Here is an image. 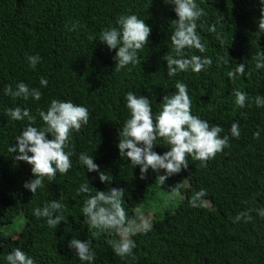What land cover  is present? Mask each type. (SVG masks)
Returning a JSON list of instances; mask_svg holds the SVG:
<instances>
[{
	"label": "trees",
	"instance_id": "16d2710c",
	"mask_svg": "<svg viewBox=\"0 0 264 264\" xmlns=\"http://www.w3.org/2000/svg\"><path fill=\"white\" fill-rule=\"evenodd\" d=\"M196 3L203 9L196 31L205 51L190 48L184 54L205 56L212 63L198 73L189 70L169 77L163 57L172 54L176 15L162 0H0V264H6L4 257L17 247L35 264H81L67 247L72 238L90 242L94 264H264V218L255 211L264 208V107L254 103L258 94L264 96V68L256 69L252 59L264 49V34L259 36L257 29L261 5L259 0ZM125 14L144 20L150 34L136 64L117 71L115 50L109 51L98 37ZM34 54L41 60L31 68L26 57ZM241 63L246 65L245 74L230 78L228 73ZM41 77L47 79L46 87H40ZM19 81L38 88L40 99L4 95L5 85L15 89ZM178 81L188 87L192 114L220 125V135L229 137L228 146L204 163L188 156L187 169L165 180L167 188L179 189L182 200L173 210L155 216L150 231L133 235V254L121 258L109 244L118 238L114 233L83 222L80 212L88 194L76 190L85 178H90L93 195L96 190L122 187V202L132 217L138 204L154 192L163 170L149 171L140 179L138 167L132 169L120 159L118 132L129 117L125 94L152 100L155 115L163 96L173 93ZM234 90L247 94L244 108L235 104ZM52 99L83 105L89 119L71 133L65 148L73 153L67 174L57 173L51 181L45 177L43 187L32 195L23 187L31 178L30 165L15 161L16 153L8 151L29 121H13L5 110L27 108L35 118L32 126L44 127L38 112L46 110ZM234 121L239 138L229 133ZM158 143L163 145L154 146L158 154L168 150L162 140ZM81 152L92 154L100 170L110 173L109 185L94 172L84 176L78 163ZM200 189L207 195L198 207L190 206ZM53 199L64 204L65 217L55 229L33 215L34 207ZM250 209V222H233L238 213ZM18 214L25 219L19 232H4Z\"/></svg>",
	"mask_w": 264,
	"mask_h": 264
},
{
	"label": "clouds",
	"instance_id": "9594fccd",
	"mask_svg": "<svg viewBox=\"0 0 264 264\" xmlns=\"http://www.w3.org/2000/svg\"><path fill=\"white\" fill-rule=\"evenodd\" d=\"M163 3L172 6L176 15V27L170 36L172 43V54L163 57L166 62L167 75L172 77L177 72L191 71L198 73L210 65L212 60L205 56H185L184 50L194 48L204 53L205 46L200 41L196 31V21L203 14L196 0H162ZM261 15L257 21L259 36L264 34V0H259ZM116 26L102 30L98 41L102 42L109 51L115 50V68L119 71L129 64L135 65L138 59V52L147 43L150 34V27L144 20L139 19L135 14L120 15ZM210 31H215L210 28ZM223 59V57L219 58ZM256 69L264 68V49L255 53L252 57ZM29 67L35 68L40 62L38 54L26 57ZM246 65L237 64L233 71L228 73L230 78L245 74ZM46 78L39 79L41 88L46 87ZM175 91L164 95L160 110L155 115L152 110L153 101L143 95L134 92L125 94V107L129 117L124 121L121 130L118 132L116 147L121 160H126L133 168L139 169L140 179L145 178L149 171L159 172L162 175L157 177L160 183L171 175L179 173L188 167V156L201 163L213 158L228 146L227 135L221 136L220 125H210L208 120L199 118L191 112L192 101L189 98L188 87L183 82L175 83ZM4 95L14 98H22L27 101L31 98L38 101L41 91L35 87H29L23 81L11 85H5ZM235 104L244 108L248 99L245 92L234 90ZM257 108L264 107V96L257 95L254 98ZM6 114L13 121H21L27 118L29 124L13 139L14 145H9L8 151L16 153L15 161L25 162L30 165L31 178L23 183V187L32 193L43 187V180L46 177L53 180L57 173L67 174L72 167L70 157L71 151H65L72 132H78L83 125L88 123L89 112L83 105L75 104L71 100L62 101L52 99L46 110H39L38 115L44 123V127L32 126L35 118L30 115L27 108L19 106L8 108ZM231 137L239 138L240 129L237 122H232L229 128ZM259 136V131L254 133ZM158 139L167 145V151L158 154L154 146H163ZM78 163L85 172L96 173L98 180L109 185L113 177L109 172L100 170L94 162L92 154L81 152L78 156ZM90 178H85L76 190L78 193L88 194L83 202L80 214H82L86 225L99 231H111L118 238L110 240L109 244L113 253L118 257L130 256L136 247L132 238L137 232L147 233L151 230L150 220L140 214L137 220H131L123 205L125 189L122 187H111L107 190H96L91 194L89 183ZM203 189L197 191L189 200L192 207H198L199 202L206 196ZM64 204L60 199H53L42 207H34L33 215L36 218H44L48 227L55 229L59 223L65 221L63 216ZM251 211H243L235 216L233 222L243 219L245 222L252 220ZM259 217L264 218V208L255 209ZM67 247L72 251L81 264H94L95 252L90 247L88 240L72 238L68 241ZM6 264H35L33 258L26 254L21 248H13L4 257Z\"/></svg>",
	"mask_w": 264,
	"mask_h": 264
},
{
	"label": "rangeland",
	"instance_id": "374dc122",
	"mask_svg": "<svg viewBox=\"0 0 264 264\" xmlns=\"http://www.w3.org/2000/svg\"><path fill=\"white\" fill-rule=\"evenodd\" d=\"M184 186V183H183ZM178 188H167L165 181L163 184L160 183L159 178H157V185L154 192L148 197L147 200L141 201L138 206L134 209L131 220H137L140 214H143L145 218L150 220L160 215L167 210H173L179 202L182 200ZM24 217L22 214L16 215L11 223L4 227V232L6 233H17L21 229L24 223ZM7 237V235H4ZM14 236V235H12Z\"/></svg>",
	"mask_w": 264,
	"mask_h": 264
}]
</instances>
